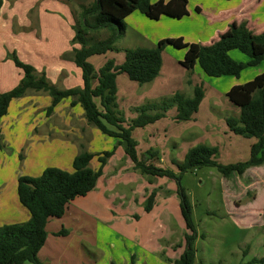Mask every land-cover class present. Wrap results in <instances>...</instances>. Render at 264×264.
<instances>
[{
	"label": "rangeland",
	"instance_id": "374dc122",
	"mask_svg": "<svg viewBox=\"0 0 264 264\" xmlns=\"http://www.w3.org/2000/svg\"><path fill=\"white\" fill-rule=\"evenodd\" d=\"M205 22L204 17L195 14V18L169 22L165 29L170 35L181 32L186 34L190 27L201 26ZM196 32L203 34L205 30L197 27ZM197 33L194 32L196 35ZM107 36V32H103L100 38L105 39ZM116 46L121 52L107 53L106 56L109 58L106 59L105 64L109 60H114L116 64L123 63L126 50L153 47L150 43L139 39L135 30L128 26ZM165 50L160 75L152 83L140 86L131 82L126 75L118 77V105L127 122L130 123L137 118L135 108L171 98L176 93L193 97L196 86H203L205 99L199 112L194 115L193 122H176L175 117H172L176 109H172L166 113L164 119L156 123V126L149 125L135 129L133 138L138 143L139 157L145 159L148 151H157L160 160H154L153 164L158 168L170 169L178 173L173 160L182 163L189 150L198 145H207L219 148V156L216 159L219 164L247 162L251 157V147L258 140L237 137L229 131L226 119L238 117L240 109L229 103L226 96L219 95L226 90V80L209 78L201 69L199 73L193 70L190 75L189 70L181 69L177 64V61L183 58L185 50L168 46ZM234 53L244 56L239 51ZM94 57L97 58L92 62L94 65L90 62L91 58L89 62L94 68L96 66L99 68L105 55ZM162 70L163 76L160 81L157 79L161 76ZM261 70H264V65L259 68H249L245 73L248 76V73L253 71L257 73ZM188 80L192 85H188ZM44 112L43 108L39 110L33 122L37 125L35 139L40 138L38 141L41 143L59 139L69 145L68 147L72 145L77 152L82 151L83 147L84 151L93 154L111 151L117 145L114 139L102 135L97 129L89 126L84 116H80L74 109H68V123L66 126L62 124L61 133L56 134L54 130H49V122L46 121ZM51 122L55 125L58 123L53 120ZM23 142V136H19L15 142L12 140L15 154L13 155L12 151L8 153L10 150L8 154L6 153L7 157L14 156L9 160L11 163L7 173V180L11 182L9 186L11 192L14 189L13 179L18 168V155L21 149L26 154L33 140L27 144L28 148L23 146ZM48 148L37 146L29 151L31 158L29 170L37 171L43 167L57 166L72 171L71 153H67L62 147ZM118 150H120L119 154L108 164L101 187L106 189L107 194L113 196L116 206L124 205L122 209L125 215L119 216L121 224L127 231L136 230L137 226L133 222L137 221L138 212L145 211L146 200L154 191L157 192L155 205L158 208L173 206L180 210V199L175 182L143 176L134 169L133 164L129 163L130 160L123 148L118 147ZM70 152L75 154L73 148ZM99 166L97 159H94L92 168L98 170ZM182 187L192 204L193 221L199 235L194 244L195 264H264V166L252 168L243 176L233 175L230 179L224 178L214 168H201L185 174L182 178ZM1 189L3 188H0V199ZM98 194V190H95L87 198L76 200L63 219H53L49 222L47 226L49 236L46 246L39 254V259L44 264H132V258L138 253L142 260L140 264H160V258L152 256L151 251L142 252L129 239L119 237L115 230L116 222L110 220L114 217L109 209L111 202L103 198H99L98 201ZM180 218L177 219L174 215L172 237L168 236V243L167 239L161 242L163 246L167 243L165 245H169L172 251L173 249L179 251V245L185 246L186 226L182 217ZM125 219H128L130 224H126ZM26 220L27 217L22 211L19 213L12 211L7 220L3 221L4 223L0 221V226ZM63 229L69 233V236L56 237V234ZM169 255L172 261L178 260L181 256L177 251L174 254L169 251ZM163 259L166 263L171 260L164 254Z\"/></svg>",
	"mask_w": 264,
	"mask_h": 264
},
{
	"label": "trees",
	"instance_id": "16d2710c",
	"mask_svg": "<svg viewBox=\"0 0 264 264\" xmlns=\"http://www.w3.org/2000/svg\"><path fill=\"white\" fill-rule=\"evenodd\" d=\"M152 1L95 0L91 7L83 9L81 17L74 26L73 41L78 46L73 52V62L80 70L83 81L79 89L59 90L48 83L45 75L37 76L32 66L13 57L16 67L23 73V78L14 90L0 94V119L8 114L13 100L25 97L29 91L45 93L52 100L51 106L46 110L47 116H51L61 102L71 99V108L79 106L83 110L87 124L102 135L114 139L117 145L111 151L99 154L84 151L82 147V151L72 163V172L52 167L47 168L37 178L19 177L18 199L30 214V219L25 223L0 227V264H44L39 259V253L48 238L49 222L53 219H62L73 201L85 198L95 191L104 168L115 155L118 147L123 148L134 169L143 176L167 179L175 182L177 186L181 214L189 234L185 235L183 254L178 260H169L171 264H195L196 260L194 244L199 235L193 221L192 204L182 187L183 176L201 168H214L224 178L230 179L233 175L243 176L252 168L264 166V74L244 86L233 88L227 95L230 102L240 109L238 117L226 119L229 131L237 137L258 140L251 147V157L247 162L219 164L216 162L219 148L207 145H198L189 150L182 163L173 160L178 173L170 169L158 168L153 164L154 160L159 159L157 151H148L145 159L139 157L138 143L133 138L135 129L156 124L172 109H176L177 112L176 122H190L199 112L205 99L203 86H196L193 97L176 93L171 98L135 108L134 112L138 116L130 123L119 109L118 77L126 75L131 82L140 86L152 83L160 75L166 45L182 47L181 41H166L156 48L126 50L125 60L121 65L109 60L98 73L89 62L94 56L121 52L116 44L125 34L126 19L135 12L154 18L167 12L165 6H153ZM152 10L156 14H152ZM103 32L108 34L105 39L100 38ZM235 51L245 55L249 61L243 63L234 60L231 54ZM263 62L264 32L256 34L244 23L231 26L229 32L210 45L191 46L184 65L190 71V75L198 66L209 78L240 79L247 69L257 68ZM187 83L192 85L189 80ZM5 148L1 135L0 154ZM19 159L22 162L24 156L21 154ZM94 159H97L100 165L98 170L92 168ZM156 198V191L147 198L144 207L146 213L152 212ZM68 235L65 229L57 234L58 237Z\"/></svg>",
	"mask_w": 264,
	"mask_h": 264
},
{
	"label": "crops",
	"instance_id": "0c3cea01",
	"mask_svg": "<svg viewBox=\"0 0 264 264\" xmlns=\"http://www.w3.org/2000/svg\"><path fill=\"white\" fill-rule=\"evenodd\" d=\"M94 3L95 0H0V94L9 93L14 90L23 78V73L16 67L13 57H17L21 62L32 66L37 76L45 75L48 83L59 90L81 88L83 85L82 75L73 62V52L78 47L73 42L75 37L73 27L75 21L81 17L83 9L91 7ZM152 4L153 6H165L167 12L159 14L158 18L135 12L126 19V25L128 28L131 27L135 30L139 39L153 45V47L148 48L159 47L166 41H181L182 47H177L172 44L166 45V47L185 50L183 58L177 61L178 67L181 69L188 70L184 64L191 46L210 45L218 41L220 36L229 32L231 26H239L245 23L256 34L264 32V0H153ZM152 14H156V12L152 10ZM195 14L204 17L206 22L201 26L195 25L194 27H190L188 33L183 34L185 32H181L170 35V32L165 29V26L170 24L169 22H174L176 19L184 20L195 18ZM197 27L205 30V32L203 34L197 33ZM165 49L163 54L166 51ZM231 56L237 62L247 63L249 61L247 57H244L245 55H236L233 52ZM107 58L109 56L105 55L102 58L104 60L100 62L99 68L96 66L95 70L99 71L105 64ZM96 59L93 57L90 59V62L92 63ZM263 63L259 67H262L264 65ZM121 64L117 63V65ZM199 69L198 66L194 68L198 73L200 71ZM245 72L240 79H233V77L220 78L221 80H226V90L219 93V95L226 96L229 103L231 102L227 95L233 88L244 86L264 74V70L257 73L253 71L248 73V76H246L247 74ZM162 74L163 70L157 80H162ZM51 103L52 100L47 94L29 91L25 97L13 100L9 106L8 114L0 119V136L2 135L3 142L6 146L0 154V188H3L1 189L2 197L0 199V221L5 222L12 211L17 213L22 211L27 217V220L24 222L5 223L2 226L25 223L30 219V214L20 204L18 199L17 188L19 177L28 176L37 178L47 168H52L43 167L37 171L29 170L28 166L31 163L29 151L31 152L37 146L42 148L62 147L67 153L73 155L71 159L72 163L79 153L72 145L68 147L69 145L59 139L53 141L48 140L45 143L38 141L40 138L35 139L34 133L37 125L33 122H35L36 113L42 108L43 110L45 109L44 116L46 121L49 122V130H54L56 134L61 133L62 124L66 126L68 123V109H74L80 116H84L83 110L79 106L71 108V99L61 102L56 107L54 113L51 116H47L46 110L51 106ZM176 114L177 112H174L172 117H175ZM52 120L58 121L57 125L53 122L50 123ZM153 126H156V124ZM19 136H23L24 147H27V144L32 140L33 143L31 142L29 148L27 147L29 151L26 154L21 149L18 155V168L13 179L14 189L11 192L9 191L11 182L7 180V173L11 163L9 160H12L14 156L7 157L6 153L10 150L8 153L12 151L13 155L15 154L12 148V140L15 142V139ZM72 148L75 150V154H73L74 152H70ZM119 152L120 150L116 151L115 155L108 161L103 170V175L97 183L95 190L99 192L97 195L98 201L99 198H103V200L105 199L111 202L109 209L114 217H111L110 220L114 223L116 222L115 230L119 237L129 239L142 252L151 251L152 256H158L160 258V264H167L168 262L166 263L163 259V254L172 260L169 251L173 254L176 251L177 253L180 252V255L184 252L185 246L181 247L179 245V251L177 249H173L174 251H172L169 245H165L168 243V236L170 235L169 237H172V222L175 220L174 215L177 216V219L182 217L181 208L180 210L178 207L173 206L158 208L155 205L150 213L141 210L138 212L137 221L133 222L137 226L136 230L133 229L131 232L127 231L124 225L121 224L122 222L119 216L125 215L122 209L124 205L122 206L120 204L116 206L113 196L107 194L106 189L101 187L102 178L106 173L109 162ZM21 153L24 156L22 162L19 159ZM158 160H160V157ZM129 163L133 164L131 161ZM60 166L58 165V167ZM54 168H57V166ZM68 172L72 171L70 170ZM110 189L111 187L108 188V190ZM76 200L71 204H74ZM125 222L126 224H130L128 219H125ZM186 232V234H189L187 229ZM56 237H58L57 234ZM166 239L167 243H164V246L161 245V242L166 241ZM133 259L134 263L132 264H140L142 262L138 253L135 254L132 261Z\"/></svg>",
	"mask_w": 264,
	"mask_h": 264
}]
</instances>
